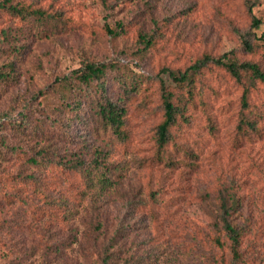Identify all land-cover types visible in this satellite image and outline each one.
Instances as JSON below:
<instances>
[{
  "label": "rangeland",
  "instance_id": "obj_1",
  "mask_svg": "<svg viewBox=\"0 0 264 264\" xmlns=\"http://www.w3.org/2000/svg\"><path fill=\"white\" fill-rule=\"evenodd\" d=\"M263 31L264 0H0V264H264V85L207 64L189 96L172 88L182 116L155 145L166 71L225 53L264 70ZM86 62L107 65L105 94L73 77ZM87 167L110 186H87Z\"/></svg>",
  "mask_w": 264,
  "mask_h": 264
},
{
  "label": "trees",
  "instance_id": "obj_2",
  "mask_svg": "<svg viewBox=\"0 0 264 264\" xmlns=\"http://www.w3.org/2000/svg\"><path fill=\"white\" fill-rule=\"evenodd\" d=\"M5 2H9V0H5ZM5 3L3 6L10 10L12 13L15 14H26L27 16L36 15L39 19H44L45 15L40 10H27L26 8H16L7 6ZM250 7H248L249 9ZM252 23L256 27L259 24V21L255 18H252ZM243 48L247 52H253V46L246 40L244 37L241 38ZM258 40L264 43V31L258 37ZM151 40L144 41L143 49L146 50L148 47L152 45ZM214 64L216 66L223 67L226 72L236 81L240 82L241 76L243 73L248 74L250 78L254 81H257L264 85V70H262L257 63L254 62H237L236 60H231L228 57V53L221 55L218 58H212L209 56H203L202 58L198 59L190 65L189 67L185 68L182 72L181 71H172L167 70V79L169 80L170 84H166L163 79L159 80V93H160V100L162 104L163 114L162 120L157 126L156 129V138H155V145L157 152H163L170 141V130L172 125L176 122V118L178 115L182 116V105L179 107L175 101V93L173 92L172 88L177 87L180 89H186L185 86L188 87L186 90V94L189 96L190 87L193 84L194 76L197 75L202 68H204L207 64ZM108 70V67L105 63H94V62H86L82 67H79L72 71L73 77L77 80L80 84H87L90 81L96 82V87L100 90L101 93L105 94V75ZM68 79V78H67ZM171 85V86H170ZM248 90L245 88L242 95H241V107L242 110H246L248 108V97H247ZM106 97V96H104ZM103 97V98H104ZM125 114V110L123 107L115 104L109 99H105L102 106L98 111V115L104 124V126L109 127L116 137L121 138L123 137L122 125H123V116ZM245 117V116H244ZM241 118L238 128L242 130V125L245 128L250 130H255L256 122L250 119ZM94 169L98 168V158L92 161ZM92 169L87 167L85 178L86 183L90 188L96 187L103 190L110 186V182L108 181L105 175H100L95 177L92 173ZM95 178V182L94 179ZM222 208V216H221V224L224 233L226 234L229 244L230 250L234 260L239 258L238 254V245H239V238H240V231L237 227L231 225L228 221L227 214L229 209L226 207L224 202L221 204ZM102 264H110L109 259L104 258Z\"/></svg>",
  "mask_w": 264,
  "mask_h": 264
}]
</instances>
